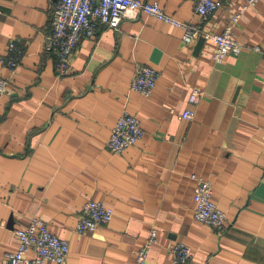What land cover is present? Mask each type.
Returning a JSON list of instances; mask_svg holds the SVG:
<instances>
[{
  "label": "crops",
  "instance_id": "0c3cea01",
  "mask_svg": "<svg viewBox=\"0 0 264 264\" xmlns=\"http://www.w3.org/2000/svg\"><path fill=\"white\" fill-rule=\"evenodd\" d=\"M57 1L0 0V77L8 81L0 96V264L32 217L69 241L64 264H133L152 228L158 242L147 264H171L177 241L191 247L192 264H264V0L235 25L243 48L223 62L213 59V41L186 43L181 28L141 12L84 36L64 76L44 47ZM144 1L213 34L247 0H221L204 19L197 0ZM13 40L23 51L15 69L6 64ZM140 65L159 71L148 97L131 89ZM193 88L203 92L197 103ZM125 110L145 134L114 153L107 142ZM186 110L193 117L183 118ZM193 174L211 181L224 227L194 218ZM89 199L114 216L81 234Z\"/></svg>",
  "mask_w": 264,
  "mask_h": 264
},
{
  "label": "built area",
  "instance_id": "2783aa9c",
  "mask_svg": "<svg viewBox=\"0 0 264 264\" xmlns=\"http://www.w3.org/2000/svg\"><path fill=\"white\" fill-rule=\"evenodd\" d=\"M259 0H247L232 14L229 22L221 32L209 33L201 23L183 21L169 15L158 1L144 0H58L55 5L54 20L51 33L45 40V51L55 56L58 76H64L71 71V60L84 36L95 35L99 24H105L113 29H119L124 18L134 17L144 12L166 23L183 30L182 40L191 43L199 37H204L215 43L213 52L214 61L220 63L230 54H239L242 44L235 36L234 27L245 11L258 3ZM221 0H197L195 12L202 19L211 15L219 7ZM9 57L6 64L15 69L23 57V51L18 41L13 40L8 45ZM256 50L261 51L259 46ZM159 78V71L149 65H140L136 68L131 89L150 96L154 92ZM8 81L0 77V96L5 92ZM203 92L193 88L190 102L197 103ZM193 110L183 112V118H191ZM145 130L139 118L125 110L112 128L107 142L108 148L114 153H122L135 146L144 136ZM197 181L194 193V218L210 227L222 228L227 223V214L213 200L211 181L202 175L193 174ZM114 216V210L102 200L89 199L83 206L81 215L76 224L77 232L86 234L96 231L107 225ZM19 244L17 250L8 257L7 264H44L51 261L64 264L71 248L68 240L53 233L47 223L39 218L32 217L31 222L23 228L15 230ZM158 242V230L149 231L145 243L138 249L133 264H147L153 245ZM33 252V255H30ZM173 260L171 264H192V249L184 242L177 241L171 247Z\"/></svg>",
  "mask_w": 264,
  "mask_h": 264
},
{
  "label": "water",
  "instance_id": "95a60500",
  "mask_svg": "<svg viewBox=\"0 0 264 264\" xmlns=\"http://www.w3.org/2000/svg\"><path fill=\"white\" fill-rule=\"evenodd\" d=\"M202 38H204V37H202Z\"/></svg>",
  "mask_w": 264,
  "mask_h": 264
},
{
  "label": "rangeland",
  "instance_id": "374dc122",
  "mask_svg": "<svg viewBox=\"0 0 264 264\" xmlns=\"http://www.w3.org/2000/svg\"><path fill=\"white\" fill-rule=\"evenodd\" d=\"M206 225V224H205Z\"/></svg>",
  "mask_w": 264,
  "mask_h": 264
}]
</instances>
